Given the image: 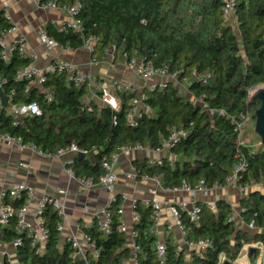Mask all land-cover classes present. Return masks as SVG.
<instances>
[{
  "label": "trees",
  "instance_id": "trees-1",
  "mask_svg": "<svg viewBox=\"0 0 264 264\" xmlns=\"http://www.w3.org/2000/svg\"><path fill=\"white\" fill-rule=\"evenodd\" d=\"M55 1L80 4L76 17L83 23L81 32L72 28L60 31L52 23L47 25L48 33L64 47H82L88 35H95V49L99 51L113 43L119 54L152 61L158 66L168 65L171 71H209L208 81L193 80L188 85L189 91L212 107L222 106L236 115L248 110L255 118L260 100L250 96L248 88L264 84V0H237L233 13L236 28L227 20L222 0ZM10 27L11 23L1 15L0 35ZM29 61L18 51L9 61L0 57V79H3L4 93L9 96L5 105L0 100V129L44 150L77 143L91 154L74 158L71 166L75 174L98 180L104 172L102 160L118 147L140 142L154 148L172 126L186 127L188 134L172 148L176 157L173 163L168 158L154 164L138 160L139 176L142 173L159 176L165 187H177L184 180L193 185L200 178L209 187L225 182L236 159L238 130L223 115L211 117L200 104L181 94L175 84L167 82L148 89V102L153 111L144 114L138 125H131L127 119L132 93L122 92V108L115 112L118 119L113 123L112 108L86 101V85L75 86L65 72H48L43 82L45 91L38 87L26 91L30 81L16 79L15 73ZM31 101L40 105L42 113L23 115L14 124L15 116L7 113V107ZM241 147L249 161V174L264 183V147L255 152L249 145ZM23 202V198L12 201L15 207ZM121 205V196L116 195L110 204L113 229L109 235H104L96 224L87 230L99 251L98 258L88 252L89 264H128L127 235L118 228L122 222V214L118 212ZM199 206L198 222L189 221L185 211L181 214L182 221L190 235L210 237L213 247L187 259L183 246L167 237L169 264H219L222 254L224 264L235 260L244 244L264 243V192L253 190L241 201L243 219L255 226L250 231L240 229L230 219L233 209L226 200H218L216 209L205 204ZM133 209L140 215L134 223L136 241L141 247L140 264H157L154 248L157 235L151 231L154 208L137 200ZM44 218L49 231L47 242L36 252L30 238L23 235L22 244L16 247L19 260L24 264H86L72 258L74 248L69 240H61L57 229L60 217L52 205L45 209ZM14 225L15 218L8 226H0L2 241L11 243L19 236ZM256 253L257 248L255 253L249 251L251 257ZM0 264L12 263L7 255L0 254Z\"/></svg>",
  "mask_w": 264,
  "mask_h": 264
},
{
  "label": "built area",
  "instance_id": "built-area-1",
  "mask_svg": "<svg viewBox=\"0 0 264 264\" xmlns=\"http://www.w3.org/2000/svg\"><path fill=\"white\" fill-rule=\"evenodd\" d=\"M41 7L48 8H63L66 9L72 16L71 21H64L60 27V31L68 30L69 28L74 29L77 32L83 30V23L80 19L76 17L77 13L80 10V4L75 3L69 5L67 3L60 4L55 0H34ZM237 0H222V7L225 15L233 14L235 9V4ZM5 17L7 20L10 18L7 11L0 12V16ZM16 25H11L7 30L2 31L0 35V57L4 61H9L14 52L18 51L19 54L26 53V45L22 39H16L12 42L7 41L8 32L12 29H15ZM40 40L43 45L51 50L54 47L61 45L59 41L47 31H42L40 33ZM97 37L95 35H88L83 42V47L88 49L90 52L91 64H98L100 58L95 55V44ZM103 54L117 61L118 58H121L127 69L140 78L143 83L148 84V86H138L129 82H126L121 79L108 80V79H97L93 75L86 73L79 69L76 62L72 60H62L59 58H54L48 62L45 66H39L36 63H29L27 65H22L17 68L15 77L19 80H29L30 82L35 80L39 84H43L48 72H58L66 73L67 78L75 86L86 85L88 89H92L94 92L98 93L103 104L109 105L114 111L112 120L113 123H117V113L122 108V99L121 93L128 91L132 93L130 100V108L128 112L127 119L131 125H138L140 119L144 114L152 113L153 108L148 102V89L154 88L156 86L166 85L169 81L180 82L181 80H203L204 82L208 81L211 76V72H198L196 69H191L187 73L183 72V69H178L177 71H171L168 65L158 66L155 65L152 61H142L135 57H128L127 54H119L116 50L115 44L111 43L103 47ZM33 59H36L38 56L36 53L32 52L30 55ZM156 79V80H155ZM155 80V82H154ZM3 84V79H0V86ZM31 88L30 84H27L26 90L28 91ZM259 89L258 86L249 87V95H254ZM49 100L52 99L51 93L47 94ZM193 103H198L202 109L207 112L211 117L214 115H223L229 119L238 130V142L237 150L235 153V162L232 167V172L228 174L225 183L232 184L235 183L238 185L241 191H247L248 189H253L255 187L264 188V183L257 181L253 176L249 174V161L242 150V144H245L240 139L242 130L244 129L246 123L253 118L250 111L242 110L237 115L230 113L225 107L215 106L212 107L204 102L201 97H192ZM10 112L15 116L13 121L14 124L18 123L19 118L23 115H40L42 113L40 105L36 101L26 102V103H12L10 106ZM188 134V129L181 126H172L169 129L167 136L161 139V142L158 146L154 147L156 151L170 150L174 148L186 135ZM0 142H5L8 144H15L21 149L29 148L37 152L41 156L54 158H62L66 155L68 157L64 160V165L66 167L67 174L69 178L77 179L78 182L85 185L88 188L94 187L96 184H101L106 186L111 191H114L115 183L118 178V173L116 171V165L119 159L121 152L132 151V150H142L144 145L140 142L134 144H124L116 151H113L111 155L102 160V167L104 168L103 174H101L98 180L93 179L92 177H79L75 174L74 169L71 166V163L74 161V158L78 156L79 153H84L85 155H90L91 153L80 147L77 143L71 142L65 146H58L52 150H44L33 143L24 142L21 136L12 134L10 131H5L0 129ZM176 157H171L169 160L173 163ZM163 159H149L150 164L162 163ZM249 174V175H248ZM130 177L139 176L138 171H135L133 174L128 173ZM148 178V175H142ZM225 183H218V185H224ZM172 191L182 190L188 191L192 194L196 192L207 193L209 187L206 184L204 178H200L195 184H190L187 181H183L181 185L177 187H168ZM156 193V190H153ZM2 196L7 198L0 206V226L5 227L11 223V220L15 218L14 229L19 233V236L12 241L11 243L16 248L21 245L23 242V235H26L30 238L31 245L36 248V252H39L45 245L49 237V231L47 226L44 224V212L48 205L52 207L58 213L60 220L57 225V229L60 233L64 231L67 223V203L65 196L67 194V189L65 187H60L57 189L54 194H45L37 200L34 211V218L30 219L29 217V206L33 197L35 196V189L26 184L19 183L12 188L6 189L3 188L1 192ZM23 198L24 202L21 206L15 207L12 203L13 199ZM116 199V194L113 193L108 206ZM133 203V208H134ZM146 204H151L154 208V221L157 222L163 203L157 198L146 201ZM167 208L172 213L176 225L180 227L183 235H187L188 229L184 222L182 221L181 214L182 210L186 212V216L191 222H198L200 219L201 208L198 204L193 203L191 208L186 207V203L178 204H169ZM120 214H124V208L121 205L118 208ZM132 223L128 225L125 221L119 224V230L123 231L127 235V245L130 247V257L128 264H140V245L137 243V231L134 228V223L139 221L140 215L133 209L132 210ZM234 220V215L230 217ZM249 227L254 229L255 226L253 222H249ZM98 229L104 234L109 235L113 229V216L111 210L108 207L103 208L100 211V216L97 220ZM155 227L151 228V231L154 232ZM88 242V247L81 245L78 237L75 234H71L67 237L72 243L74 251L72 252V258L74 260H81V262L88 263V252L91 251L93 258H98L99 251L95 246V243L86 237ZM186 244L188 247L197 249L198 254H202L205 250L213 247V240L208 236L193 237L187 240ZM155 255L157 264H169L167 244L166 240L158 239L154 243ZM0 254L1 257L7 255V251L4 248V241L0 239Z\"/></svg>",
  "mask_w": 264,
  "mask_h": 264
},
{
  "label": "crops",
  "instance_id": "crops-1",
  "mask_svg": "<svg viewBox=\"0 0 264 264\" xmlns=\"http://www.w3.org/2000/svg\"><path fill=\"white\" fill-rule=\"evenodd\" d=\"M4 11L9 13L10 18H8V21L11 25H16L15 29L8 32L7 41L12 42L19 38L22 39L25 42L27 51L25 54L20 55L29 58V63H36L42 67L54 58L72 60L77 63L79 69L93 75L97 79H121L140 87L148 86V84L143 83L140 78L127 69L121 58L113 61L103 54V49L101 51L96 49L95 51V55L100 58L98 64H91L89 62L91 54L83 46L72 49L58 45L48 50L40 40V33L47 31L49 23L54 24L59 29L64 21H71L72 16L66 9L41 7L34 0H0V12ZM226 17L236 28L234 14H228ZM32 52L37 54L38 57L36 59L30 56ZM178 83H182L188 87L191 80H181ZM28 84L31 85V88L38 87L41 91H45L43 84H39L35 80ZM86 90V101H95L99 105L103 104L98 93L87 87ZM10 106L7 107L8 114H12ZM18 118L21 119L22 117ZM66 157L68 155L62 158H48L41 156L32 149H21L15 144L0 142V206L6 201L1 194L3 188L9 189L19 183H26L35 189V196L29 206V217L33 219L37 200L45 194L56 193L60 187H65L67 189L65 196L67 223L64 231L60 233L61 240L67 239L71 234H75L81 245L86 248L88 247L86 239L87 230L95 224L97 225L100 211L103 208L108 207L111 210L108 203L113 193L121 196V204L124 208L122 220L128 225L132 223L133 203L140 200L146 204V201L153 198L160 200L163 205L158 221H154L153 227H155V231L153 233L157 235L158 239L165 240L167 237H170L179 247L184 245L182 249L187 259H189L193 254H199L197 249L188 247L186 242L190 238H197V236L190 235L189 230L187 235H183L180 227L176 225L172 213L167 208L169 204L179 205L180 203H186L187 208H191L193 203L198 205L205 204L212 209H216L217 201L223 199L231 203L233 209L232 215H236L234 220L236 224L240 222L238 223V227L250 231L253 229L249 227V223L242 217L241 201L244 199V196H247L253 190L264 192V188L260 187V185L247 191H241L237 184H226L224 182V185H218L217 183L212 187L208 186L207 193L196 192L192 194L188 191L170 190L163 185L159 176H150L145 173L135 178L128 176V173L133 174L135 171H138V160H147L149 163L150 158L170 159L171 157H175L172 149L156 151L154 148L148 146H144L142 150L120 153L116 165L118 178L114 191L101 184L88 188L78 182L77 179L69 178L64 165ZM142 175H148L149 177L146 178ZM154 189L156 193L153 192ZM4 248L12 264H24L19 260L17 250L12 243L4 242Z\"/></svg>",
  "mask_w": 264,
  "mask_h": 264
},
{
  "label": "rangeland",
  "instance_id": "rangeland-1",
  "mask_svg": "<svg viewBox=\"0 0 264 264\" xmlns=\"http://www.w3.org/2000/svg\"><path fill=\"white\" fill-rule=\"evenodd\" d=\"M169 82L172 84H175L178 87L180 93L183 94L185 97L192 99V97L194 96L189 91L186 85L182 83H178L176 81H172V82L169 81ZM258 87L259 88L264 87V84H260L258 85ZM240 139L246 145H249L253 152L258 151L262 147H264L262 143V138L259 136V134L255 130V118H252L246 123L244 129L241 132ZM234 217L236 218V215ZM252 247L255 248V251L257 248V253L253 257H251L249 254V251ZM223 255L224 254H222L221 256L222 259L220 260L219 264H222L225 259V255L224 256ZM231 263L232 264H264V243L261 241H258V242L251 243V244L249 243L244 244L237 258L233 261L231 260L230 264Z\"/></svg>",
  "mask_w": 264,
  "mask_h": 264
},
{
  "label": "water",
  "instance_id": "water-1",
  "mask_svg": "<svg viewBox=\"0 0 264 264\" xmlns=\"http://www.w3.org/2000/svg\"><path fill=\"white\" fill-rule=\"evenodd\" d=\"M260 100V106L255 110V130L262 138V143L264 145V87L259 88L254 94ZM0 100L1 104L5 105L9 101V96L4 93L3 87L0 86ZM79 157L85 156L84 153H79ZM232 170H230V173ZM184 246V245H183ZM251 252H255V248L252 247ZM224 264H230L229 261H225Z\"/></svg>",
  "mask_w": 264,
  "mask_h": 264
}]
</instances>
